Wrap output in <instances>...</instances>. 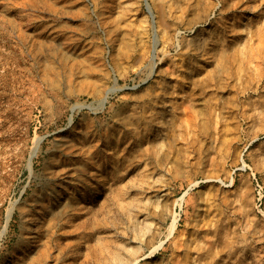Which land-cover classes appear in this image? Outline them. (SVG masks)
I'll use <instances>...</instances> for the list:
<instances>
[{
	"label": "rangeland",
	"instance_id": "374dc122",
	"mask_svg": "<svg viewBox=\"0 0 264 264\" xmlns=\"http://www.w3.org/2000/svg\"><path fill=\"white\" fill-rule=\"evenodd\" d=\"M0 264H264V0H0Z\"/></svg>",
	"mask_w": 264,
	"mask_h": 264
},
{
	"label": "bare ground",
	"instance_id": "6f19581e",
	"mask_svg": "<svg viewBox=\"0 0 264 264\" xmlns=\"http://www.w3.org/2000/svg\"><path fill=\"white\" fill-rule=\"evenodd\" d=\"M149 13L151 14L150 9H149ZM163 21H164V20H163ZM165 23H166V22H165ZM165 23H164V24H165ZM196 23H197V22H196ZM166 24H167V23H166ZM194 24H195V23H194ZM65 196H66V195H65ZM100 226H101V225H100ZM86 227H88V229H89V232H88V233L93 232V230H94L93 227H94V226H90V225H87V224H86V225H85V228H86ZM148 232H149V231H148ZM98 233H99V232H98ZM147 235H149V234H147ZM145 238H147V237H145ZM146 241H147V240H146ZM146 241H145V242H146ZM62 250H63V248L59 246V251L61 252ZM64 250H65V249H64ZM154 254H155V253H154Z\"/></svg>",
	"mask_w": 264,
	"mask_h": 264
},
{
	"label": "water",
	"instance_id": "95a60500",
	"mask_svg": "<svg viewBox=\"0 0 264 264\" xmlns=\"http://www.w3.org/2000/svg\"><path fill=\"white\" fill-rule=\"evenodd\" d=\"M155 44V43H154Z\"/></svg>",
	"mask_w": 264,
	"mask_h": 264
}]
</instances>
